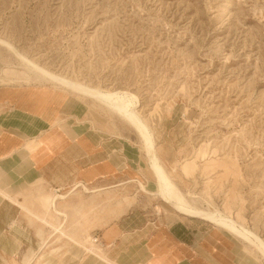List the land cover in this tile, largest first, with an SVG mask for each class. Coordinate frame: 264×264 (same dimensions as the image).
I'll return each instance as SVG.
<instances>
[{
    "label": "rangeland",
    "instance_id": "374dc122",
    "mask_svg": "<svg viewBox=\"0 0 264 264\" xmlns=\"http://www.w3.org/2000/svg\"><path fill=\"white\" fill-rule=\"evenodd\" d=\"M0 39L55 74L134 94L185 198L264 238V0H0ZM23 65L0 44V75L4 67L9 75L0 83L52 84ZM70 92L63 122L112 136L130 169L105 187L83 183L88 191L38 185L19 203L18 243L0 247V264H79L82 253L106 264L93 237L121 215L137 216L129 226L184 219L150 194L155 179L136 131L91 96ZM234 238L224 243L241 264H264Z\"/></svg>",
    "mask_w": 264,
    "mask_h": 264
},
{
    "label": "crops",
    "instance_id": "0c3cea01",
    "mask_svg": "<svg viewBox=\"0 0 264 264\" xmlns=\"http://www.w3.org/2000/svg\"><path fill=\"white\" fill-rule=\"evenodd\" d=\"M5 71L4 67L1 82L5 81L2 76L9 77ZM65 92L69 91L50 83H0V247H5L7 240L17 245L18 224L23 222L19 203L38 185L57 191L74 183L103 186L100 184L111 182L121 169L128 170L112 136L78 121L63 122ZM158 147L165 159L162 144ZM155 150L160 161L156 145ZM135 216L123 214L98 232L97 240L108 256L101 258L106 264L114 260L118 264L242 262L224 243L232 244L230 238H234L224 230L214 231L193 218L177 219L171 214L154 218L150 224L129 226ZM92 254L82 253L79 264H98L99 255Z\"/></svg>",
    "mask_w": 264,
    "mask_h": 264
},
{
    "label": "bare ground",
    "instance_id": "6f19581e",
    "mask_svg": "<svg viewBox=\"0 0 264 264\" xmlns=\"http://www.w3.org/2000/svg\"><path fill=\"white\" fill-rule=\"evenodd\" d=\"M0 44H4L9 52L13 53L26 67L36 73V75H38V77H40L41 79L49 81L52 84L71 91L75 94H84L91 96L92 99L99 101L101 104L106 106V108L109 109L110 112H113L120 119L130 125L139 136L143 151L147 156L148 166L156 182V188L154 192H151L150 194L155 195L156 197L169 204L180 215L202 219L220 228L221 230H224L225 232L238 238L239 240L244 241V243L250 245L251 248L253 247L264 260V239L259 237L243 224L238 223L236 220L221 213L220 211L196 206L197 204L194 205V202L191 203L185 198L174 181H172V179L169 177V175L161 165L158 156L156 155L155 140L153 134L146 124L145 119L140 116L139 112L136 109V107L138 106V98L134 94L122 90H104L71 80L64 76L55 74L47 70L46 68L36 64L32 60L27 59L25 55L20 54L11 44L7 43L3 39H0ZM137 183L142 191L148 193L141 181H137ZM78 187H82L84 190L88 191V188L82 183L76 184L73 190H76ZM97 190L99 189H94L91 191ZM58 198L59 195L54 198V203ZM60 198H63V196H60ZM190 199H193V196L190 197ZM53 206L54 205H52V207Z\"/></svg>",
    "mask_w": 264,
    "mask_h": 264
},
{
    "label": "built area",
    "instance_id": "2783aa9c",
    "mask_svg": "<svg viewBox=\"0 0 264 264\" xmlns=\"http://www.w3.org/2000/svg\"><path fill=\"white\" fill-rule=\"evenodd\" d=\"M93 240H94L93 242H97V237L94 236V237H93Z\"/></svg>",
    "mask_w": 264,
    "mask_h": 264
}]
</instances>
